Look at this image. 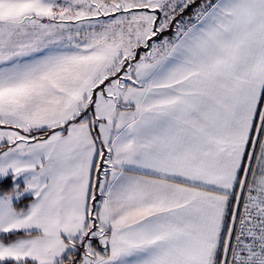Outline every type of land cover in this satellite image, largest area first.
Returning a JSON list of instances; mask_svg holds the SVG:
<instances>
[{"label":"snow or ice","instance_id":"snow-or-ice-1","mask_svg":"<svg viewBox=\"0 0 264 264\" xmlns=\"http://www.w3.org/2000/svg\"><path fill=\"white\" fill-rule=\"evenodd\" d=\"M0 264H264V0H0Z\"/></svg>","mask_w":264,"mask_h":264},{"label":"trees","instance_id":"trees-1","mask_svg":"<svg viewBox=\"0 0 264 264\" xmlns=\"http://www.w3.org/2000/svg\"><path fill=\"white\" fill-rule=\"evenodd\" d=\"M10 181H8V182H6L2 187L4 188V189H10Z\"/></svg>","mask_w":264,"mask_h":264}]
</instances>
